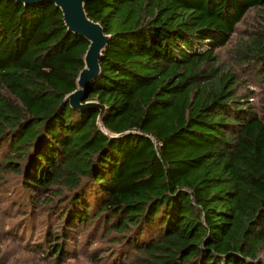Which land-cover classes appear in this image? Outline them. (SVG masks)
<instances>
[{
    "label": "trees",
    "instance_id": "16d2710c",
    "mask_svg": "<svg viewBox=\"0 0 264 264\" xmlns=\"http://www.w3.org/2000/svg\"><path fill=\"white\" fill-rule=\"evenodd\" d=\"M252 10L235 54L258 106L218 53ZM86 12L111 40L85 102L107 107L114 138L99 111L65 101L89 43L53 4L0 0V180L20 175L39 208L10 232L30 240L39 213L33 246L56 263L83 236L103 264H264V0H87ZM13 199L8 214L27 210Z\"/></svg>",
    "mask_w": 264,
    "mask_h": 264
},
{
    "label": "rangeland",
    "instance_id": "374dc122",
    "mask_svg": "<svg viewBox=\"0 0 264 264\" xmlns=\"http://www.w3.org/2000/svg\"><path fill=\"white\" fill-rule=\"evenodd\" d=\"M260 12L257 10H252L246 16L245 20L239 24L237 32L233 35L231 42L223 49L219 50V63L227 70L233 71L239 81L240 93L242 96L251 95L250 91L254 94L250 101L258 106L260 104V99L262 97L261 90L256 83V77L253 73L249 72L246 67L240 64L238 55L235 54L236 49L241 43L249 38V33L255 28V25L260 20ZM88 99V98H87ZM22 178L20 175L6 174L3 179L0 180V264H103L102 260L96 261L95 259L102 256V252L96 254L95 252L101 248V243L99 240L92 241L87 247H83L85 237L81 236L79 240V246L75 251V247L70 250L68 257L63 263H56L55 260H51L49 256L46 258L37 251V248L33 246L36 239L42 238L44 236V226H39L40 222L44 221V217H41L39 213L35 216L34 223H36V228L31 234V239H28L30 233L25 236L21 232L11 233L10 228L18 221L23 219V216L28 217V211L33 209L34 211H39L35 205L27 203V199L30 200V195L27 193L26 197L23 198L21 195ZM52 197V193H44ZM15 195V196H13ZM13 197L26 202V209L24 212L15 209L7 212L6 201H14ZM44 199V195L40 200ZM24 204V202H23ZM46 204V203H44ZM16 205L13 207L15 208ZM32 206V208H31ZM39 216V218H38ZM38 221V222H37ZM40 227V228H38ZM28 239V242H25ZM29 244V245H28ZM28 245V247H27ZM99 255V256H95Z\"/></svg>",
    "mask_w": 264,
    "mask_h": 264
},
{
    "label": "water",
    "instance_id": "95a60500",
    "mask_svg": "<svg viewBox=\"0 0 264 264\" xmlns=\"http://www.w3.org/2000/svg\"><path fill=\"white\" fill-rule=\"evenodd\" d=\"M22 4L26 7L37 6L44 3L55 5L62 12L64 23L68 32L82 37L89 43L84 57V69L77 80V90L69 94L65 101L77 111H99L97 125L107 137L114 138L104 126L107 107L96 101H87L91 92V84L101 74V58L109 45L111 35L105 33L100 23L91 20L86 12L87 0H8Z\"/></svg>",
    "mask_w": 264,
    "mask_h": 264
}]
</instances>
